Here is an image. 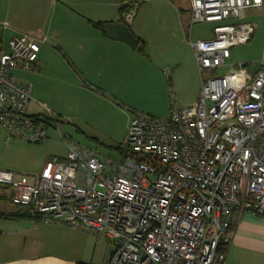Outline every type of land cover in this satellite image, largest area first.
Instances as JSON below:
<instances>
[{
	"label": "built area",
	"instance_id": "obj_1",
	"mask_svg": "<svg viewBox=\"0 0 264 264\" xmlns=\"http://www.w3.org/2000/svg\"><path fill=\"white\" fill-rule=\"evenodd\" d=\"M262 5L190 0L191 26L213 25L212 38L189 41L199 99L179 108L171 91L166 120L136 114L122 162L100 160L62 136L67 157L51 158L40 173L0 170V196L40 224L106 237L112 251L103 264H224L236 213L264 216V62L241 89L225 76L204 74L226 66L232 49L251 41L257 26L241 20ZM45 42L22 35L8 51L0 48V130L6 141L40 144L49 138L29 111L32 84L13 76L38 69Z\"/></svg>",
	"mask_w": 264,
	"mask_h": 264
},
{
	"label": "rangeland",
	"instance_id": "obj_2",
	"mask_svg": "<svg viewBox=\"0 0 264 264\" xmlns=\"http://www.w3.org/2000/svg\"><path fill=\"white\" fill-rule=\"evenodd\" d=\"M171 1L175 2L177 10L182 9L187 13L191 9L189 0ZM115 3V0H109L107 10L110 18L117 14ZM128 3L132 7V19L138 15L139 20L142 13L148 11L158 18V22H167L168 33L175 32L171 24L176 23L173 19L176 13L169 12L171 9L166 0H149L146 3H143V0H129ZM241 22L257 26L251 41L235 47L227 65L220 67L216 73H205V78L227 76L236 88H243L246 81L256 72L259 63L264 62V5L260 10L247 11ZM212 29L213 25L209 24H189L187 36L192 42L208 40L212 37ZM176 38L178 40V37ZM170 41L171 48L166 52L159 49L151 52L150 49L144 52L135 50L138 66L134 71L139 73V78L121 77L116 84L107 81L102 88L90 80H85L80 70L59 50L49 53L45 67L42 66L38 77L34 76L37 72H15V79L17 77L32 84L33 102L29 111L43 122L50 139L40 144L29 143L20 138L6 141V134L0 130V170H9L20 175L40 173L38 163L47 154L67 157L68 149L62 136L67 142H76L92 151L100 160L113 158L122 162L123 143L136 114L165 120L168 118L169 106L171 107V91L178 97L179 104L194 97L193 91H190V60L186 59L178 41L174 38ZM175 55L182 57L183 61L182 66L173 75L172 70L177 63L172 60ZM191 56L197 66L193 51ZM240 65L244 67L241 68ZM130 68L126 65L122 70L128 71ZM196 73L197 85L201 89L197 67ZM174 79L184 84L183 96L174 85ZM116 89L117 92H113ZM158 90L160 92L156 95ZM144 91H148L150 96L144 95ZM3 209L14 208L9 202L0 200V213H3ZM16 225L17 222L0 218V230H14ZM30 227H33V224H30ZM36 228L38 230L30 232L26 238V254L30 258H55L69 264H100L111 246L110 240L102 235H92L68 226L45 223ZM2 242L4 243L3 240Z\"/></svg>",
	"mask_w": 264,
	"mask_h": 264
},
{
	"label": "crops",
	"instance_id": "obj_3",
	"mask_svg": "<svg viewBox=\"0 0 264 264\" xmlns=\"http://www.w3.org/2000/svg\"><path fill=\"white\" fill-rule=\"evenodd\" d=\"M148 1L143 0V3ZM166 2L171 9L169 12L176 13V16L172 17L176 20V23L171 24V27H174V33H168L167 22H164V24L158 22V18L156 19V16L151 15L148 11H144L139 20L137 15L131 23L126 24L135 37L145 42L144 51L150 49L151 52L154 49H159L161 52H166L167 49L171 48V38H174L176 42L178 41L181 51L186 55V59L190 60V71L192 73L190 91H193L194 97L188 102L180 104L177 97L178 107L185 108L198 100L201 91L197 85V66H195L191 56L192 50L189 45L191 40L187 36V26L191 25V12L188 10L185 13L186 11L182 9L177 10L174 1L166 0ZM108 5L109 0H0V48L8 51L12 39L22 35L45 38L46 42L40 45L38 69L27 72H34V74L37 72L38 74L34 75L35 77L40 76L39 71H42V66L45 67L46 58L49 57L50 52L54 53L59 50L70 59L69 62L72 65L80 70L85 80H90L101 88L105 86L107 81L116 84L121 77L126 79L139 78V73L136 74L134 71V68L138 66L135 51H132L124 43L110 39L104 32L89 23V21L106 22L107 24L118 23L120 19L118 3H115L117 14L111 18L108 16ZM263 5L255 10L262 9ZM141 9L142 6L138 11L140 12ZM176 37H178V40ZM231 57L232 51L230 59ZM172 60L177 62H174V69L172 70L174 75L182 66L183 60L182 57H177V55ZM126 65L131 68L128 71H123L122 69ZM15 72L21 73L22 71H14L13 74ZM171 79L172 77H170ZM16 80L23 82L17 77ZM229 82L233 88L241 89L236 88L230 80ZM174 85L183 96L184 84L174 79ZM113 92L116 93L117 89ZM144 92H146L144 95L150 96L148 91ZM159 92V90L156 91V95ZM170 110L171 107L169 106L167 117H169ZM151 117L160 119L155 116ZM53 157L57 156L50 154L44 156L38 163V169L41 171L46 162ZM4 200L7 201L5 198ZM11 206L14 209H3V213L10 214L19 209L13 205ZM235 217V235L227 250V259L224 264H264V216L245 212L242 214L236 213ZM8 221L17 222V228L14 230H0V264H69L55 258L28 257L26 254L27 235L30 232L37 231L38 228L36 227L43 224L34 219ZM30 224H33V227H30ZM14 237L15 239H13ZM111 251L112 244L100 264L107 261Z\"/></svg>",
	"mask_w": 264,
	"mask_h": 264
},
{
	"label": "trees",
	"instance_id": "obj_4",
	"mask_svg": "<svg viewBox=\"0 0 264 264\" xmlns=\"http://www.w3.org/2000/svg\"><path fill=\"white\" fill-rule=\"evenodd\" d=\"M115 1L119 5V8H118V12H119V16H120L119 22H123L126 24L125 17L132 11V7L128 3L129 0H115ZM89 23L93 27L99 29L102 32H104L103 29L107 24L106 22H93V21H89ZM140 42H141V44H140L138 50L144 52L146 44L142 40H140ZM0 200H4V198L0 196ZM0 218L7 219V220H20V219H30L31 220V219H34L27 211H25L23 209H18L17 211L10 213V214L0 213ZM34 220H36V219H34Z\"/></svg>",
	"mask_w": 264,
	"mask_h": 264
},
{
	"label": "water",
	"instance_id": "obj_5",
	"mask_svg": "<svg viewBox=\"0 0 264 264\" xmlns=\"http://www.w3.org/2000/svg\"><path fill=\"white\" fill-rule=\"evenodd\" d=\"M103 31L110 39L126 44L132 51L137 50L140 45V40L135 37L129 26L123 22L108 23Z\"/></svg>",
	"mask_w": 264,
	"mask_h": 264
}]
</instances>
